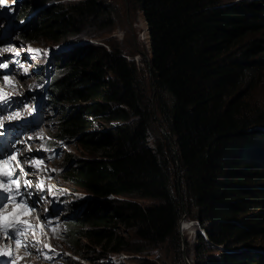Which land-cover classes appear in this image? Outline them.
<instances>
[{
  "label": "trees",
  "instance_id": "trees-1",
  "mask_svg": "<svg viewBox=\"0 0 264 264\" xmlns=\"http://www.w3.org/2000/svg\"><path fill=\"white\" fill-rule=\"evenodd\" d=\"M23 2L12 17L21 43H54L78 31L93 4H55L23 20L44 0ZM137 3L148 34L154 107L138 95L135 67L118 50L67 52L55 61L63 65L49 85L48 98L60 112L55 136L98 153L68 165L65 155L63 176L95 203L103 201L91 200L69 218L64 234L74 244L84 239L104 254L117 252L127 246L125 238L105 227L115 215L145 242L142 248L168 243L180 254L178 219L186 204L205 232L197 235L202 255L194 264H264L261 248H251L264 235V114L246 100L264 61V38L251 36L264 33V0ZM100 69L113 78L100 80L106 75ZM88 117L112 123L100 134ZM152 121L166 132L149 146ZM118 194L151 202H116ZM240 244L246 247L229 250Z\"/></svg>",
  "mask_w": 264,
  "mask_h": 264
},
{
  "label": "rangeland",
  "instance_id": "rangeland-1",
  "mask_svg": "<svg viewBox=\"0 0 264 264\" xmlns=\"http://www.w3.org/2000/svg\"><path fill=\"white\" fill-rule=\"evenodd\" d=\"M18 1L19 0H5L3 4H0V7L10 5L12 8L14 7L16 11L24 3L22 1L21 4L16 5ZM74 1L76 0H44L43 7L48 8L55 4L65 6ZM234 1L236 0H224L226 4ZM35 9L36 8H34V10ZM90 9L88 12L91 11V13L84 16L83 19L78 20L76 26L78 27V31L67 33L57 42L52 43L49 40H39L21 43L19 29L17 27H12L8 42H11L10 44L14 46L13 48L21 44L22 46L25 45L39 50L38 52L36 51V53L39 54L33 60V65L50 62V58L54 61H62L61 58L64 57L62 55L67 52H72V54H70L71 56L76 52H78L79 55H84L91 50H98L99 48H103L105 52L118 50L125 56V59L131 61L135 67L134 81L138 95L142 97L143 100L150 101L151 107H154L155 103L152 99L154 90L151 87L149 73L150 52L148 36L137 0H93ZM29 10L30 8L23 12V17ZM4 26L5 25L1 22L0 29ZM251 36L252 38H264V33L259 32ZM4 42L5 39L0 40V45ZM6 44L7 43H4L2 46ZM67 45H69V49L64 53H61L60 49L59 51L55 50L58 49V47L60 48ZM59 54H61V57H57ZM26 62L28 64L30 60H25L24 65ZM62 68L63 65H60L59 69L55 72L56 76L59 75ZM100 73L106 74L103 79L101 78L100 80L113 78L111 75L105 73L103 69H100ZM26 75V79L23 82L24 86H26L29 81L35 80L30 74ZM23 76L25 75L21 74V77ZM253 81V85H251L250 89L247 91L248 98H246V100H249L252 108H256L264 114V61L258 65ZM44 109V120L47 119L44 124L40 126V129L43 130L47 136H50L49 138L46 137V139L52 140V143H48L47 146L51 147L60 144L63 153V156L48 163L46 168V173L50 175L53 178V182L55 181L57 186L60 187L54 192V196L47 206L49 209L51 206H58L54 211L56 212V216L60 218V225L56 233L45 240L46 248L51 249L57 264H148V262H155L156 264H194L197 253L201 254V246L198 247L197 245V235L203 236L205 232L202 230L201 224H198L195 219L189 217L187 214H194L195 208L186 204H182L181 215L178 219L177 230L181 240L180 254L168 243L161 245L153 244L151 246L147 245L145 248H142L146 245L145 242L135 236L136 232L126 225V223L121 222L115 215L105 224V227L125 238L127 243L125 248L117 252L104 254L103 250H98L97 248L92 249L91 245L84 239H80V242L75 244L67 240L64 234L67 220L80 216L87 203L91 200L95 206L102 204L103 201L99 200L98 203H95L91 195L87 194L82 188L70 183L66 177L63 176L62 160L64 156L67 155V160L64 164L68 165L73 164L75 159L90 158L92 155H97L98 153L95 154L93 149L82 147L76 140L65 141L53 138L52 136H55L56 132L55 121L60 112L57 107H53L52 109L50 101L47 105H44ZM155 111H157V108H155ZM88 119L90 120L89 127L91 130L99 132L100 134H104L108 126L112 123L100 117H88ZM260 128L264 129V126ZM165 132L164 126L161 124L158 125L156 121H152L149 126L147 144L152 146V142L156 136H158L157 140L160 142L159 137ZM169 148L171 151H175L173 143H169ZM174 179L176 181L175 183H179V189H182L178 177L174 176ZM53 182L51 181L52 184ZM113 197L116 202L129 200L135 202L139 206H144L151 202V199L138 197L133 194H118ZM262 225H264V223ZM230 245L235 244L231 243ZM243 245L245 244L237 245V247L229 246L233 247L229 250H242V248L246 247ZM223 247L224 246L217 247L216 252L219 253V251H222ZM257 247L261 248L260 251L264 253V235L261 238H257L255 244L251 246L253 249ZM253 252L255 253V251ZM33 261L36 262L37 259L33 258Z\"/></svg>",
  "mask_w": 264,
  "mask_h": 264
},
{
  "label": "clouds",
  "instance_id": "clouds-1",
  "mask_svg": "<svg viewBox=\"0 0 264 264\" xmlns=\"http://www.w3.org/2000/svg\"><path fill=\"white\" fill-rule=\"evenodd\" d=\"M23 1V0H22ZM22 1L20 2V4L22 3ZM42 8H43V6H39V7H37L35 10H42ZM14 11H15V9H14ZM17 11V10H16ZM15 11V12H16ZM35 17V16H34ZM25 18V17H24ZM18 25H20L21 23H17ZM13 25V27L15 28V27H17L15 24H12ZM3 28V27H2ZM146 30H147V28H146ZM12 32V28H10L9 29V35H10V33ZM9 35L7 36L8 38H9ZM1 36H2V32H0V38H1ZM147 36H148V34H147ZM9 43H11V42H9ZM19 46H22L21 44H19ZM18 46V47H19ZM25 45H23V47H24ZM67 46H69V45H67ZM67 46H62V47H67ZM18 47H16V48H18ZM61 48V47H60ZM42 50V49H41ZM55 50H58L59 51V47H58V49H55ZM67 51V50H66ZM65 51H61V53H64ZM38 55V54H37ZM50 58V57H49ZM55 59V58H54ZM50 63L49 64H51V66H54V71H52V77H51V80H50V83H49V85L52 83V79L54 78V77H56V74H55V72L57 71V69H59L58 68V65L55 63V61L53 60V59H51L50 58ZM46 63H41V64H34L33 65V62L32 63H30V67H31V72H29V74L33 77V78H35V80L34 81H29L28 82V84L26 85V86H24L23 85V82L25 81V79H26V76L27 75H25V76H23V77H21V76H19V77H17V82L21 85V87L23 88V90L25 91V92H27V90L28 89H30V88H33V87H38V86H40V84H41V82H42V80H43V69H42V66H44ZM47 64H48V62H47ZM49 85H48V88H47V98L45 99V105H47L48 104V102L50 101L49 100V98H48V95H49ZM51 107H52V109H53V106L51 105ZM19 108V107H18ZM44 117H45V109H43V114H41L40 115V118H39V121H40V124L38 125V129H40V126H42V124H44V122H45V120L47 119H45L44 120ZM31 119H34V117H29V119L28 120H31ZM38 129H36L37 131H39ZM41 130V129H40ZM42 131V140H41V142H42V147H44L45 149H47L48 151H53L54 153H55V150L57 149V148H60V155L58 156V157H55V158H52L49 162H47V166H48V163H51L54 159H58V158H60L61 156H63V153H62V149H61V145L59 144V145H56V146H51V147H48L47 146V144L48 143H52V140L51 139H46V137H50V136H47V134L43 131V130H41ZM53 138H56V139H59V138H57L56 136H52ZM35 153H34V155L33 156H35L36 158H39V159H41V158H43L42 157V154L41 155H39L40 154V152L39 151H34ZM47 166H46V168H47ZM46 168H45V173H46ZM47 174V173H46ZM48 175V174H47ZM48 176H50V175H48ZM51 177V176H50ZM52 178V177H51ZM51 181H53V178L51 179ZM53 184H55L56 185V182L54 181L53 182ZM48 206V204H43V206L40 208V210H39V214L41 213V214H47V215H50V214H52L53 212H55L54 210H53V206H51L50 207V209L47 207ZM58 207V206H57ZM47 208V211L46 212H44V210ZM42 212H44V213H42ZM56 213V212H55ZM39 219L41 220V217L39 216ZM64 231H65V229H64ZM57 264V263H56Z\"/></svg>",
  "mask_w": 264,
  "mask_h": 264
},
{
  "label": "snow or ice",
  "instance_id": "snow-or-ice-1",
  "mask_svg": "<svg viewBox=\"0 0 264 264\" xmlns=\"http://www.w3.org/2000/svg\"><path fill=\"white\" fill-rule=\"evenodd\" d=\"M35 51L38 52L39 50H35ZM11 159L14 160L15 157H12ZM6 163H10V161H7ZM11 175L12 174L10 172H7V171L0 172V176L7 177L9 180H11ZM12 182L13 183H16L15 181H12ZM11 191H12V189L10 187H8L7 184H4L3 181H0V192L9 193ZM4 200H7L8 203H14L15 202V197L8 196V197H2V198H0V208L6 207V205L3 203ZM16 227L17 226H16V224L14 222H4L3 219H2V217H0V230L4 231L5 234H7V230L9 228L16 229ZM16 235L19 236V235H22V233H20L17 230ZM16 243H17L18 246H21V242H20L19 239L16 240Z\"/></svg>",
  "mask_w": 264,
  "mask_h": 264
},
{
  "label": "bare ground",
  "instance_id": "bare-ground-1",
  "mask_svg": "<svg viewBox=\"0 0 264 264\" xmlns=\"http://www.w3.org/2000/svg\"><path fill=\"white\" fill-rule=\"evenodd\" d=\"M28 48V50H29V55L27 56V58H26V60L28 61V60H30V59H35V57H36V54H35V50L36 49H34V48H31V47H27ZM23 64H24V62H23ZM25 65H27V62H26V64ZM60 208V207H59ZM56 210V209H55ZM182 228V227H181Z\"/></svg>",
  "mask_w": 264,
  "mask_h": 264
}]
</instances>
